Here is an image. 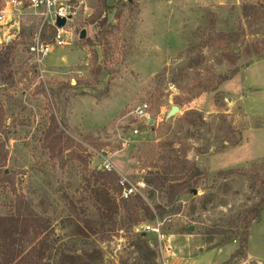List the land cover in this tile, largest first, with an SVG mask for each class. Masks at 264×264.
<instances>
[{
	"label": "rangeland",
	"instance_id": "1",
	"mask_svg": "<svg viewBox=\"0 0 264 264\" xmlns=\"http://www.w3.org/2000/svg\"><path fill=\"white\" fill-rule=\"evenodd\" d=\"M103 2H70L67 44L55 46L42 66L28 52L42 31L40 16L27 10L12 29L0 28V214L24 195L53 219L60 248L100 247L105 264H222L239 245L237 215L262 196L257 174L264 158H256L264 141L254 134L242 140L260 120L232 96L245 89L238 71L264 56V0H106L111 27L98 41L91 19ZM46 33L50 42L54 34ZM234 71L217 90L208 87ZM142 103L150 105L148 115L137 117ZM172 105L181 112L166 119ZM54 119L69 143L49 136ZM106 159L155 212L156 203L166 204L164 191L139 185L150 169L171 178L180 169L190 176L194 166L203 172L194 195L184 194L160 216L168 239L155 241L154 255L136 235L150 220L131 227L121 214L88 239L61 228L65 196L80 197L75 191L85 175ZM228 169L238 172L218 175ZM249 232L250 250L264 259V210ZM256 257L233 264H261Z\"/></svg>",
	"mask_w": 264,
	"mask_h": 264
},
{
	"label": "trees",
	"instance_id": "2",
	"mask_svg": "<svg viewBox=\"0 0 264 264\" xmlns=\"http://www.w3.org/2000/svg\"><path fill=\"white\" fill-rule=\"evenodd\" d=\"M100 12L91 19V23H96L98 32L96 39L101 40L102 35L108 32L111 27L108 15L104 9H108V3L104 0ZM50 30L55 34L56 29L51 24H44L41 31V38L47 37L46 31ZM31 33H29L30 35ZM7 48L12 46L9 42ZM264 57V56H263ZM262 58V57H261ZM232 75L222 77L217 85H209L211 90L218 89L219 84L230 79ZM260 120L257 127H264V117H256ZM53 128H49V136L55 134V138L67 144L70 139L64 134H58L59 124L53 120ZM90 160L82 157L81 161L90 166ZM176 166V165H175ZM262 172H258L259 184L262 196L259 202L253 207L242 211L236 217L237 225L241 231L238 240V248L230 259L222 264H233L235 261L247 257L248 241L250 236V226L256 220L261 211L264 210V162L261 163ZM175 171V170H174ZM180 169L172 178L169 173L158 169L157 166L150 169L151 178L145 181L146 185H155V189H162L166 204L156 203V212L140 196L135 194L129 199L121 197L122 187L119 184L120 176L116 171H106L104 169H92L85 175L80 187L73 196H65L67 215L62 220L61 228L66 230L70 227V233L66 236L88 239L103 232L109 222L115 220L121 214L129 220L131 227L138 228L146 220L154 221L156 217L160 219L166 213V207L175 203L184 194L194 195V190L200 184L199 178L203 172L196 166L192 168L190 176L182 173ZM235 169L219 171L221 178H228L231 174L237 173ZM152 189L150 195L155 193ZM43 202V200H41ZM90 205H88L89 203ZM53 219L38 210L37 206L24 195H17L12 201L11 210L6 214H0V264H105L104 252L100 247L82 249L81 251H69L58 246L63 240V236L56 234ZM136 235L140 240L141 249H146L154 255L155 242L149 238V233L137 231ZM231 239H229L230 241Z\"/></svg>",
	"mask_w": 264,
	"mask_h": 264
},
{
	"label": "built area",
	"instance_id": "3",
	"mask_svg": "<svg viewBox=\"0 0 264 264\" xmlns=\"http://www.w3.org/2000/svg\"><path fill=\"white\" fill-rule=\"evenodd\" d=\"M72 0H4V6L0 9V28L9 26L11 29L14 24L19 23L22 14L30 10L32 14L40 16L44 24H51L55 27L56 32L50 42L43 41L41 33L36 35L34 41L28 48V52L39 66H42L43 59L54 49L57 45H65L67 42L63 38L64 29L57 28L54 24L57 16L65 17L68 15L67 8L70 6ZM71 7V6H70ZM18 20V21H17ZM150 105L142 103L134 110L137 117H146L148 115ZM139 133V130H135ZM101 169L106 171H113V165L106 159ZM119 184L122 187L121 197L129 199L135 194H138L139 188L130 183L126 176H121ZM144 186L145 183H139ZM143 231L155 236L153 243L157 241L160 245L168 239V235L164 232L163 221L158 217L154 221H150L143 225ZM169 247L167 248V250Z\"/></svg>",
	"mask_w": 264,
	"mask_h": 264
},
{
	"label": "crops",
	"instance_id": "4",
	"mask_svg": "<svg viewBox=\"0 0 264 264\" xmlns=\"http://www.w3.org/2000/svg\"><path fill=\"white\" fill-rule=\"evenodd\" d=\"M240 72H243L245 75V89L243 92L233 95L232 99L235 103L239 102L242 104V108L247 115L252 117H264V57L248 63L238 71V73ZM253 134L264 141V127H250L245 129L242 133V140H244V138L249 139L251 137L250 135ZM260 158H264V154L258 156L256 159ZM251 242L250 234L248 254L249 257L254 255L256 257L257 252L250 250ZM175 251L179 253L177 249H175ZM256 258L260 259L259 263L264 264L263 258V260L260 257Z\"/></svg>",
	"mask_w": 264,
	"mask_h": 264
},
{
	"label": "water",
	"instance_id": "5",
	"mask_svg": "<svg viewBox=\"0 0 264 264\" xmlns=\"http://www.w3.org/2000/svg\"><path fill=\"white\" fill-rule=\"evenodd\" d=\"M67 11L69 12L67 16H65V17L57 16L55 24H54L57 28H59V29L64 28V26L67 24L68 20L72 18L73 14L71 12L70 6L67 8ZM87 35H88V31L86 28H84L79 33V39L83 40L87 37ZM179 112H181L180 107L178 105H172L167 116H166V119H169L170 117H172L173 115H175L176 113H179ZM190 230H193V226H190Z\"/></svg>",
	"mask_w": 264,
	"mask_h": 264
}]
</instances>
